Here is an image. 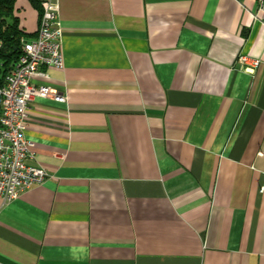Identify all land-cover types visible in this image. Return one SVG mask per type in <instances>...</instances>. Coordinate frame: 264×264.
I'll return each mask as SVG.
<instances>
[{
	"label": "crops",
	"instance_id": "crops-1",
	"mask_svg": "<svg viewBox=\"0 0 264 264\" xmlns=\"http://www.w3.org/2000/svg\"><path fill=\"white\" fill-rule=\"evenodd\" d=\"M15 1L29 42L39 12ZM57 3L63 66L33 84L66 101L29 106L24 136L49 178L0 199V264H264L253 0Z\"/></svg>",
	"mask_w": 264,
	"mask_h": 264
},
{
	"label": "built area",
	"instance_id": "built-area-1",
	"mask_svg": "<svg viewBox=\"0 0 264 264\" xmlns=\"http://www.w3.org/2000/svg\"><path fill=\"white\" fill-rule=\"evenodd\" d=\"M255 17L264 20V0H253ZM42 14L36 36L19 43V54L3 77L0 87V199L7 204L49 178L45 169L35 165L33 143L25 138L27 113L35 99L52 98L65 103V97L46 85L33 84L34 78L47 79L45 69H61V27L57 0L41 2ZM1 48V45H0ZM239 67L253 73L259 60L240 55Z\"/></svg>",
	"mask_w": 264,
	"mask_h": 264
},
{
	"label": "trees",
	"instance_id": "trees-1",
	"mask_svg": "<svg viewBox=\"0 0 264 264\" xmlns=\"http://www.w3.org/2000/svg\"><path fill=\"white\" fill-rule=\"evenodd\" d=\"M32 5L41 18L42 11L39 2L32 0ZM30 35L33 36V33L25 32L21 27L19 17L16 16V1L0 0V87L3 84L4 75L19 54L20 40Z\"/></svg>",
	"mask_w": 264,
	"mask_h": 264
}]
</instances>
